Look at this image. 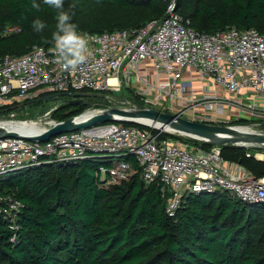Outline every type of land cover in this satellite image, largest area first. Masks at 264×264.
<instances>
[{"label": "trees", "instance_id": "1", "mask_svg": "<svg viewBox=\"0 0 264 264\" xmlns=\"http://www.w3.org/2000/svg\"><path fill=\"white\" fill-rule=\"evenodd\" d=\"M191 27L216 32L235 27L264 33V0H176ZM169 0H64L79 32L100 33L143 26L160 19ZM47 24L42 33L34 19ZM56 11L31 0H0V56H17L33 45H53ZM15 27L16 32H7ZM37 101L27 100L33 104ZM137 104H142L139 101ZM90 103L64 98L51 113L56 121L82 113ZM15 104L0 107L7 115ZM238 118L226 124H249ZM124 125H137L122 122ZM210 123V122H208ZM219 124H223L219 123ZM152 131L157 132V129ZM163 136L181 138L167 132ZM209 149L213 144L187 137ZM264 146H221L224 160L256 179L264 178ZM249 153V155H247ZM100 158L108 161L101 163ZM134 173L116 183L101 178L107 155H90L69 164H41L7 173L0 188L23 207L12 230L0 219V264H264V202H244L225 190L184 194L172 216L158 181L145 183L132 156Z\"/></svg>", "mask_w": 264, "mask_h": 264}, {"label": "built area", "instance_id": "2", "mask_svg": "<svg viewBox=\"0 0 264 264\" xmlns=\"http://www.w3.org/2000/svg\"><path fill=\"white\" fill-rule=\"evenodd\" d=\"M176 3L169 0L160 19L140 27L82 32L89 39L87 60L75 69L62 68L53 45H33L21 55L0 56V107L38 100L46 94L81 92L87 97L96 94L83 111L96 113L109 108L96 97L104 96L109 89H118L124 79L125 83L142 82L143 95L153 90L152 97L142 98L144 106L181 116L190 112L185 118L191 120L221 123L217 118L224 106L233 103L251 114L264 112V33L235 27L212 33L198 31L191 27L188 17L177 11ZM6 31L18 29L11 27ZM141 65L151 66L153 72H142ZM192 71L208 78L207 86L198 89L202 99L193 98L192 76L185 78V73ZM153 76L155 82L150 80ZM186 86L188 91L184 90ZM184 91L190 93L186 106H182ZM241 91L248 100L250 93H257L263 101H250L246 107L242 100L235 99ZM198 105L215 111L212 113L217 118L196 114L194 108ZM57 107L58 104L50 107L46 117ZM234 117L243 118L239 112ZM52 121L55 120L50 119L44 125ZM152 129L112 122L60 133L44 142L23 135L1 137L0 176L35 165L69 164L90 155L106 154L120 159L109 167H101L100 176L106 183H116L134 173L131 162L125 159L132 156L142 180L158 181L161 191L167 194L169 216L174 214L184 194L192 192L225 190L244 202H264L262 178L256 179L236 163L224 160L221 146L213 145L206 150L169 136L161 137L163 130ZM22 207L19 198L0 188V219L12 230L17 228Z\"/></svg>", "mask_w": 264, "mask_h": 264}, {"label": "water", "instance_id": "3", "mask_svg": "<svg viewBox=\"0 0 264 264\" xmlns=\"http://www.w3.org/2000/svg\"><path fill=\"white\" fill-rule=\"evenodd\" d=\"M95 95L87 97L81 92H59L46 94L38 98V101L62 100L64 98L69 104L77 105L84 101L92 102ZM112 122L142 124L168 133L185 135L209 142L216 146H264V132L254 130L249 124H219L196 121L185 118L179 113L162 111L137 103L129 107H109L96 113L82 112L65 120L49 122L43 126L41 131L30 134L18 132L0 123V138L23 135L29 140L44 142L60 133Z\"/></svg>", "mask_w": 264, "mask_h": 264}, {"label": "rangeland", "instance_id": "4", "mask_svg": "<svg viewBox=\"0 0 264 264\" xmlns=\"http://www.w3.org/2000/svg\"><path fill=\"white\" fill-rule=\"evenodd\" d=\"M140 69L144 73H152L153 72V69L151 66H145L144 67L141 65ZM189 76H192V79L195 80V82L193 83V90L195 89V91H192L193 92V98L202 99L203 98L202 93L199 92L200 90H198V89H202V87L207 86L208 78H206V77L201 78L200 76H198L193 71L185 73V78L189 77ZM150 80L155 82L154 76L151 77ZM122 81H123L122 85L118 89H109L107 92L104 93V96L96 97L98 100H100L99 102H102L103 104H105L109 107H129L132 104L138 103L139 101H141L143 103L142 98H150L153 95V90L150 91V94H146V95L141 94V87H142L141 83L142 82L140 83L139 80L138 81L134 80V81L129 82V83H125L124 79ZM185 89L188 91L189 86H186L184 88V90ZM189 94L190 93L185 92V91L182 94V98H183L182 106H186L187 103L189 102L188 101ZM180 95H181V93L178 92L177 96L180 97ZM249 97H250V100H248L246 98V99L241 101L242 103H244L243 105L246 107L248 106L247 104L250 101H253L255 103H260L263 101L262 96H260L257 93H250ZM61 101L62 100H47V101L36 102L33 104H28V103H26V101L23 103L22 102L21 103H15V108L10 110V112L7 115L0 116V121H1V123H21V122L30 123V121H31V122H35L38 127L42 128L46 121H48L50 119L55 120L54 118H52V116L46 117V115H45V113H47L46 111H48V109L50 107H52L53 105H56V104L59 105ZM176 101H178V99ZM84 102H87V101H84ZM236 102H239V101H236ZM237 107H240L239 104H237V103L230 104L229 107L224 106L223 112H246L245 109H243V108L238 109ZM194 109H195L194 112H215L213 110H205V108L202 107V105H198ZM255 112H257V111H255ZM249 120L250 121H248V122H251V123H249V126L251 128H253L254 130L259 131V132H264V120H260V119H257V120L249 119ZM227 121H231V119H228ZM149 129H151V128H149ZM179 136H181V138H173V139H175L179 142H182V143L191 144V142L186 141L187 136H185V135H179ZM161 137H166V136L161 135ZM193 145H195V144H193ZM255 154L256 155L257 154H264V151L260 150V151L256 152ZM101 155H106V154H101ZM263 158H264V156H263ZM111 159H112V162L113 161L117 162V161H119L120 158L114 157ZM100 161H101V163H105L108 161V159L107 158H100ZM7 175L8 174L0 176V183H2L1 181H4L6 179L5 177Z\"/></svg>", "mask_w": 264, "mask_h": 264}, {"label": "clouds", "instance_id": "5", "mask_svg": "<svg viewBox=\"0 0 264 264\" xmlns=\"http://www.w3.org/2000/svg\"><path fill=\"white\" fill-rule=\"evenodd\" d=\"M47 6L56 11L55 31L51 34L58 63L64 70L77 68L87 60L88 34L78 31L70 10H65L64 0H31V7L37 11ZM31 27L36 33H42L47 24L40 18L32 21Z\"/></svg>", "mask_w": 264, "mask_h": 264}, {"label": "crops", "instance_id": "6", "mask_svg": "<svg viewBox=\"0 0 264 264\" xmlns=\"http://www.w3.org/2000/svg\"><path fill=\"white\" fill-rule=\"evenodd\" d=\"M245 95H243V92H239L236 96L235 99L237 100H244L246 98H244ZM248 99V98H247ZM190 112H185L184 114H182L183 117H187L189 116ZM196 114H203L205 113V115L212 117V118H217L215 114H213L212 112H195ZM237 116V112H223L220 117H218V121L222 122H228V119H234ZM239 117H243V118H249V119H260V120H264V112H255L254 114H251L250 112H239ZM264 154H260L258 157L259 159H264L263 158ZM257 157V158H258ZM236 165H234V171L236 173H238V170L235 168ZM262 180L264 181V178H262Z\"/></svg>", "mask_w": 264, "mask_h": 264}, {"label": "bare ground", "instance_id": "7", "mask_svg": "<svg viewBox=\"0 0 264 264\" xmlns=\"http://www.w3.org/2000/svg\"><path fill=\"white\" fill-rule=\"evenodd\" d=\"M2 124H4L5 126H7L9 128L15 129L18 132L26 133V134H30V133H35V132L41 131L42 128H43V127L42 128L38 127L35 122H31V121H30V123L21 122V123H2ZM259 155L260 154H257V156H259Z\"/></svg>", "mask_w": 264, "mask_h": 264}]
</instances>
